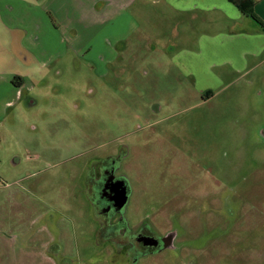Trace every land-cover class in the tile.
Returning <instances> with one entry per match:
<instances>
[{
	"label": "rangeland",
	"instance_id": "rangeland-1",
	"mask_svg": "<svg viewBox=\"0 0 264 264\" xmlns=\"http://www.w3.org/2000/svg\"><path fill=\"white\" fill-rule=\"evenodd\" d=\"M140 1L106 24L97 0H0V109L26 82L0 115V264H106L73 196L78 170L108 155L125 220L170 240L140 264H264V77L212 81L202 45L228 8L205 7L219 0L189 32Z\"/></svg>",
	"mask_w": 264,
	"mask_h": 264
},
{
	"label": "crops",
	"instance_id": "crops-1",
	"mask_svg": "<svg viewBox=\"0 0 264 264\" xmlns=\"http://www.w3.org/2000/svg\"><path fill=\"white\" fill-rule=\"evenodd\" d=\"M92 1L96 0H82L79 4L86 5L89 2V4L92 5ZM97 1L101 3L100 10L98 11L100 21L107 24L118 20V18L121 17V10L123 8L129 6L131 3H134V1L140 0H114L113 2L112 0ZM145 1H150L151 4L156 6L163 4L165 7L169 8L173 12L172 15H174L179 27L181 26L183 31L186 30L189 32L190 30H194L195 27L192 29L191 25L205 24L201 21V18L196 15V11L201 10L202 8V0ZM253 2V11L255 15L264 22V0H253ZM211 5V8L207 5L205 10L213 8H228V14L222 15L219 20V24H221V26L216 29L221 32V39L219 42L215 44L209 43L207 44L208 46L206 44L202 45V49L207 51L210 50L211 53L210 57H207L204 61V66L219 70L212 76V81L217 83L218 81H222L223 78H226L225 82L229 85V88L240 80L244 81L242 85L244 88H250L258 82H262L264 77V34L250 19L243 16L231 2L227 0H219L218 4L211 2ZM214 24L216 25V22H214ZM134 27L130 32L122 34L119 31L116 32L114 34V37H116L115 41H119L121 43L123 40L130 38L133 33L136 31L138 32L140 25L134 24ZM202 27L209 31L214 28H209L208 25H202ZM215 46L216 48L213 50L212 48ZM119 48L122 47L119 46ZM169 50L171 51L174 49L170 47ZM125 51L126 47L119 49V51L115 54L114 60L121 61ZM107 62L110 63L109 60ZM200 63L201 60H199L198 63L196 61H191L188 65L185 64L186 66L184 67H188L194 71H199L200 68L197 69V66H199ZM222 70L226 71L225 74L220 72ZM37 82L40 83L39 80ZM18 85H20V87L13 85L14 88L12 87L11 96L6 98L4 101V104L0 109V115H4V112L12 106V103H18L23 98V91H21V89L26 87V82L21 79L18 82ZM208 93L209 92H206L204 95H207ZM218 93L219 92L215 95Z\"/></svg>",
	"mask_w": 264,
	"mask_h": 264
},
{
	"label": "flooded vegetation",
	"instance_id": "flooded-vegetation-1",
	"mask_svg": "<svg viewBox=\"0 0 264 264\" xmlns=\"http://www.w3.org/2000/svg\"><path fill=\"white\" fill-rule=\"evenodd\" d=\"M118 158L108 155L78 170L76 210L86 221L88 230L106 264H140L142 260L166 250L167 236H157L146 224L130 226L124 218L129 191L124 179L117 175ZM59 263L64 264L60 261Z\"/></svg>",
	"mask_w": 264,
	"mask_h": 264
},
{
	"label": "trees",
	"instance_id": "trees-1",
	"mask_svg": "<svg viewBox=\"0 0 264 264\" xmlns=\"http://www.w3.org/2000/svg\"><path fill=\"white\" fill-rule=\"evenodd\" d=\"M228 1L231 2L243 16L250 19L255 25H257L259 30L264 34V22L255 15L253 11V6H254L253 0H228ZM19 81L20 79L18 77H15L12 83L14 86L20 87V85H18Z\"/></svg>",
	"mask_w": 264,
	"mask_h": 264
}]
</instances>
